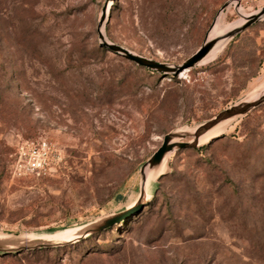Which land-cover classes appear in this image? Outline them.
Here are the masks:
<instances>
[{
  "label": "rangeland",
  "instance_id": "374dc122",
  "mask_svg": "<svg viewBox=\"0 0 264 264\" xmlns=\"http://www.w3.org/2000/svg\"><path fill=\"white\" fill-rule=\"evenodd\" d=\"M110 1L0 0V245L31 247L0 252V264H264V102L213 140L172 150L132 220L85 234L140 200L166 134L264 88V17L213 60L163 75L100 46ZM110 7L111 42L181 64L219 18L242 25L264 0ZM27 140L55 154L46 174L21 173ZM67 234L77 238L57 239Z\"/></svg>",
  "mask_w": 264,
  "mask_h": 264
},
{
  "label": "water",
  "instance_id": "95a60500",
  "mask_svg": "<svg viewBox=\"0 0 264 264\" xmlns=\"http://www.w3.org/2000/svg\"><path fill=\"white\" fill-rule=\"evenodd\" d=\"M229 3H226L223 6V9L228 6ZM237 5H240V0H237ZM107 10L108 7L105 5L102 10V15L99 20L98 24V33H99V38H100V46L104 48H108L114 53L120 54L127 58L128 60L136 63L137 65L158 71L159 73H162L163 75H178L182 72H184L186 69H189L191 67H194L196 65H199V62L211 51V49L215 46V44L219 41L218 38L209 40V38L204 42V44L194 53L192 54L186 61H184L181 64H171V63H165V62H160L151 58H148L146 56L137 54L130 49L111 42L109 39H107L106 34L103 32V26H105L106 22L108 21L109 16H107ZM264 17V7L258 10L257 14H253L250 17L246 19V21L239 27H237L235 30L231 31L228 36H231L234 38L236 35L239 33L243 32L245 29H247L249 26L253 25L257 20L260 18ZM215 24V23H214ZM213 24V26H214ZM212 26V27H213ZM264 102V94L260 95L257 99L251 100V101H241L239 103L234 104L233 106L221 111L218 113L215 117L209 119L208 121L200 124L199 126L195 127L192 129V132H181L177 134L173 133H168L164 136V141L161 147L158 149L157 152L152 156L151 160L149 162H153V164H159L161 161L164 160L166 157L167 153L171 152L175 148L178 149H187V148H196L199 146V139L202 135L207 133L209 130H211L213 127H215L217 124L220 122L230 119V118H235V117H241L243 115L248 114L252 109L256 108L260 104ZM187 136H191L193 138L192 141H185L184 138ZM175 137H180L181 140L174 141ZM148 162V163H149ZM146 163L143 166V172L145 166L148 164ZM170 161L168 160L167 164L169 166ZM166 174L163 173L161 174L157 179L155 180H160L164 175ZM143 194L144 190L142 192V196L140 200L128 208L125 211H122L120 213L114 214L113 216H110L100 222H98L95 226L91 227L90 229H87L85 234L89 233H94V232H101L105 231L111 227H113L116 224H119L120 222L127 220L130 218L133 214L136 212L141 211L145 207V202L148 200L143 199ZM46 245V244H41L39 246ZM31 247H24V246H19L16 247L15 249H5L0 245V252L6 253V252H12L14 251H21L24 249H30Z\"/></svg>",
  "mask_w": 264,
  "mask_h": 264
},
{
  "label": "bare ground",
  "instance_id": "6f19581e",
  "mask_svg": "<svg viewBox=\"0 0 264 264\" xmlns=\"http://www.w3.org/2000/svg\"><path fill=\"white\" fill-rule=\"evenodd\" d=\"M111 4H113V0L110 1V4L108 6V10L107 12H110V9H111ZM258 11H256L254 14H257ZM253 15V14H252ZM108 16V15H107ZM251 14H244V18L242 20H245L247 19L248 17H250ZM241 26V21H237V22H234L230 25H224L222 24L221 22V19L219 18L213 28L211 29L210 31V34H209V40H213V39H216L218 38L219 41L215 44V46L211 49V51L199 62L200 63H206L208 61H211L214 59V57L217 55L219 49L224 46L229 40L232 39L231 36H228V34L235 30L237 27ZM103 30V29H102ZM104 32V30H103ZM105 33V32H104ZM108 39V38H107ZM185 72V71H184ZM184 72H182L181 74H183ZM264 94V88L249 96L245 101H251V100H255L257 99L260 95ZM243 117V116H242ZM238 119V117H235V118H230V119H227V120H224L222 122H220L219 124H217L215 127H213L211 130H209L207 133H205L204 135H202L199 139V145L201 143H204V142H207V141H210V140H213L214 138L218 137L223 129L232 124L234 121H236ZM188 132H192L193 130H187ZM178 140H181L180 137H175L174 138V141H178ZM170 153V152H169ZM169 153H167L166 157L164 158L163 161H161L159 164H158V172L156 173V175L151 179V182L149 184V187L146 189V192L143 194V199L146 201L147 200V194H148V190L150 188V185L151 183L157 179L161 174L165 173L166 172V169H167V158L169 156ZM148 185V184H147ZM151 201V200H150ZM149 201V202H150ZM39 237H33V241H35L36 239H38ZM76 235H71V234H67V235H61L59 236L57 239L59 240H73V239H76Z\"/></svg>",
  "mask_w": 264,
  "mask_h": 264
},
{
  "label": "built area",
  "instance_id": "2783aa9c",
  "mask_svg": "<svg viewBox=\"0 0 264 264\" xmlns=\"http://www.w3.org/2000/svg\"><path fill=\"white\" fill-rule=\"evenodd\" d=\"M21 173L41 176L49 170L50 163L55 158L46 140H27L23 142L18 152Z\"/></svg>",
  "mask_w": 264,
  "mask_h": 264
},
{
  "label": "trees",
  "instance_id": "16d2710c",
  "mask_svg": "<svg viewBox=\"0 0 264 264\" xmlns=\"http://www.w3.org/2000/svg\"><path fill=\"white\" fill-rule=\"evenodd\" d=\"M103 49H104V47H102ZM100 50H102V49H100ZM202 147H205V145H203ZM180 150H182V149H180ZM133 218H130V219H128V220H124V221H122V222H120L119 224H122V223H124V222H127V221H130V220H132ZM119 224H116V225H119ZM115 226V225H114ZM113 226V227H114ZM112 227V228H113ZM110 229V228H109ZM21 252H23V250H21V251H15L14 253H21Z\"/></svg>",
  "mask_w": 264,
  "mask_h": 264
}]
</instances>
